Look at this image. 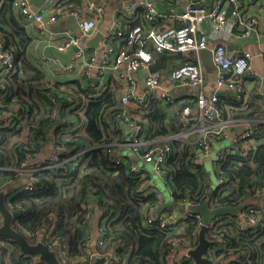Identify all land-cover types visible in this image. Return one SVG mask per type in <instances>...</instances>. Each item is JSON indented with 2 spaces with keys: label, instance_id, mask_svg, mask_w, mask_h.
Segmentation results:
<instances>
[{
  "label": "trees",
  "instance_id": "1",
  "mask_svg": "<svg viewBox=\"0 0 264 264\" xmlns=\"http://www.w3.org/2000/svg\"><path fill=\"white\" fill-rule=\"evenodd\" d=\"M61 3L65 8L80 5L79 0ZM19 18L13 0H1L0 39L3 50L11 54L14 69L0 75V192L5 195V205L12 216V228L28 243L45 244L63 264L79 263L86 242L83 231L96 226L98 236L103 233L106 243L103 250L111 248L115 255L127 256V264H167L164 258L172 249L178 255L196 247L200 226L189 212L185 222L181 217L176 219L183 229L175 233L160 226L159 214L179 212L183 203L199 205L208 201L212 208L242 204L262 208L264 215L261 198L256 196L257 192H264L261 124H257L256 144H248L249 152H254L251 161L238 154L229 155L220 168L212 167L214 183L204 164L194 162L195 136L189 140L190 144L172 142L171 154L159 179L148 171L151 166L147 164L145 178L128 172L124 165L115 167L106 152L123 142L131 131L113 121L122 113L120 90L113 75L108 74L105 89L99 91L97 83L89 81V70L75 73L68 81L50 79L28 60L32 38ZM133 25H141L144 33L148 28L140 16L133 24L124 22L121 26L129 32ZM124 38L118 45L126 46L127 35ZM137 49L136 45L126 47L129 56ZM149 49L154 52L151 71L176 68L187 61L183 60L185 57H190L167 51L156 53L152 46ZM249 81L246 76L234 75L229 78L233 88L219 93L218 105L229 121L264 119V105L256 102L248 91ZM170 105L149 98L143 109L131 107L127 114L135 125L145 128L144 138L151 146H159L162 143L159 140L180 129L184 105H177L172 111ZM239 128L236 123L234 129ZM117 148L123 153L124 163H143L134 158L129 148ZM39 164L50 167L31 171L28 176L27 170ZM19 178L32 180V189L13 187L11 181ZM220 178L233 187L228 194L219 192L220 186L215 183ZM160 186L167 191V199ZM91 195L97 198V203L90 202ZM96 210L100 216L94 221ZM88 215L91 218L86 220ZM225 217L228 216L221 218ZM148 219L152 223H147ZM216 230L226 243L224 249L220 242L216 256L233 257L237 259L234 264H264V226L246 227L240 218L229 217V222ZM209 236L208 231L206 237ZM104 251L96 244L94 252L90 248L89 253L95 258ZM0 264L43 263L37 256L21 253L13 240L0 234ZM185 264L193 263L190 259Z\"/></svg>",
  "mask_w": 264,
  "mask_h": 264
},
{
  "label": "built area",
  "instance_id": "2",
  "mask_svg": "<svg viewBox=\"0 0 264 264\" xmlns=\"http://www.w3.org/2000/svg\"><path fill=\"white\" fill-rule=\"evenodd\" d=\"M60 1L48 0V8L37 11L31 8L28 0H13V6L26 24L37 26L40 30H43L45 26L55 24L59 19L72 16L82 36H92L97 30V24L104 16V2L107 0H80V5L75 8H65L63 5L61 6ZM256 1L214 0L209 8L188 4L182 12L178 14L170 12L167 16V20L171 22L177 20V26H166L162 29L156 24L159 13L151 1L135 2L119 12L122 19L128 21L130 19L131 22L136 16H140L148 24V29L144 33L141 25H133L130 26L129 32L116 29L106 33L103 38L104 44L102 47L107 57L104 64L107 63L108 67L106 65H99L98 67L97 90L105 89L106 79H108L106 73L112 74L120 90V107L122 108V113L117 114L113 121L116 125L126 127L131 131V134L126 136L123 142L116 143V147L109 148L106 152L109 161L115 167L124 165L128 172L139 174L142 178L146 177L147 169L139 167L133 161L124 163L123 153L116 150L117 146V149L129 148L133 152L134 158L150 165L151 171L159 179L164 172L162 166L171 154L172 142L179 140L182 144H190L189 140L194 136L196 137L194 144L197 146L192 150V155L195 163L202 164L204 160L210 158L212 167L218 169L223 160L234 154H238L245 161H251L254 152H249L248 144H256L257 124H261L264 128V119L229 121L228 118H225L223 108L218 105L219 93L221 92L214 90L208 96L205 94V69L199 54L203 50H208L211 53L212 64L216 72L214 75L216 88L224 87L229 91V88H233L232 85H229V78L240 75L249 77V79L252 78L253 80H250H252V83L257 84V90H260V86L264 83V69L262 74H258L254 69L253 63L256 56L248 51L233 54L228 52L226 47V41L230 38L264 37V30L260 29L261 18L249 13V8ZM139 10L142 11V14L137 15ZM203 24L208 26V32L203 30ZM126 35V46L118 45L122 39H125ZM60 36L64 38V42L56 46L57 50L65 51L70 48V45L74 46L76 44L75 39L70 38L67 32L61 33ZM114 41H116L115 44L112 43ZM132 45L138 46V49L133 55L129 56L126 47ZM149 46H152L155 52L167 51L183 55L191 53L192 56L185 57L183 60L187 61L176 68L170 70L162 68L151 71L150 65L153 54ZM3 48L4 45L0 39V75L4 76L12 72L14 66L11 54L4 51ZM78 48L74 57L75 63L69 67L61 65L58 59L43 54L39 60L47 70L55 74L65 73L72 68V73L89 70L95 56L88 54L81 46H78ZM112 56H114L113 61L110 62ZM259 56L264 57V52H261ZM140 69H146L148 74L143 80L142 88L139 90L136 75ZM193 89H197V92H193ZM253 97L256 102L264 105V93L257 91L253 94ZM149 98H157L167 104L172 103L170 105L171 111L175 110L177 105H184L179 119V131L159 140L162 142L159 146H151L152 144L144 138L145 128L135 125L127 115L131 107L143 109ZM236 123L240 124L239 129H234ZM229 137H231L230 144ZM261 139V142H264V133ZM225 143L226 146H223ZM215 147L218 148L217 151H214ZM46 167L50 166L36 165L34 169L27 170L29 172L27 175L29 176L31 171L43 170ZM215 184L220 186L218 189L223 195L228 194L230 188H233L222 178L217 179ZM32 185V180L25 179L21 189L31 190ZM157 196L162 201V196L160 194ZM256 196L261 198V203L264 206V192H257ZM182 206L183 208L179 212L159 214L160 226L166 227L165 230H174L175 233H180L183 225L176 224V219L181 217L185 222L190 212L188 207L191 204L183 203ZM261 209L246 206L241 212L242 220H240L242 224L251 228L263 227L264 215ZM194 216L199 222V226H201L200 216ZM221 217L210 220L207 226V232H210V236L209 238L206 237L209 246L205 257L212 264H234L237 259L230 257L227 258L229 263H225L226 259H221V256L215 254L219 250L218 245L220 242H222L223 248L226 249V243L223 242L224 238L220 236L216 229L217 226L228 223L229 217H225V219ZM90 218L88 215L86 220ZM150 222L152 223L148 219L147 223ZM173 224L175 225L173 226ZM83 232L86 242L83 245L84 257L79 264H93L96 258H104V264H127V256L119 259L115 256H109L108 251L103 250L106 244L103 240V233L99 234L95 244H97L99 250L104 252L96 254L93 258L89 253L91 229L88 230L86 227ZM175 253L176 250L172 249L165 256L164 260L167 264L190 263L187 252H181L178 255ZM84 258L88 261L84 262Z\"/></svg>",
  "mask_w": 264,
  "mask_h": 264
},
{
  "label": "crops",
  "instance_id": "3",
  "mask_svg": "<svg viewBox=\"0 0 264 264\" xmlns=\"http://www.w3.org/2000/svg\"><path fill=\"white\" fill-rule=\"evenodd\" d=\"M31 8L34 11L40 10V9H46L48 8V0H28ZM80 1V0H79ZM144 0H107L104 2V16L97 24V30L93 33L90 37H84L82 36L81 31L76 25V21L74 17L68 16L64 19H59L55 24H50L48 26H45L43 30H40L37 26L26 24L22 19L20 22L24 25V27L27 30V33L32 38V45L27 53L28 60L36 65L39 66L47 75H49L50 79H55L57 81H68L73 78L76 74H72V69L66 71L65 73L55 74L52 71L47 70L45 68L39 58L40 56L47 55L50 57H54L58 59L61 65L65 67H69L72 64L75 63L74 57L76 52L78 51V46H81L82 49L93 56H95L94 62L89 69V81L92 83L97 82L98 78V67L99 65H106L108 67V64L105 63V58H107L104 54L103 49V38L106 33H110L111 31H114L116 29L123 30L124 22H131V20H125L122 19V16L119 15V12L122 11L124 8L128 7L129 5L133 3L142 2ZM151 1L156 11L159 13V17L156 20V22H160L158 25L161 29L166 26L175 27L177 26V20H173L172 22L167 20V16L170 14V12L180 13L184 10V7L188 4L192 5H201L205 8H209L214 0H148ZM61 3V1H60ZM18 13V12H17ZM249 13L256 15L261 18V30H264V0H257L255 4L251 5L249 8ZM139 16H136V18L129 23L132 24L136 19H138ZM27 25V26H26ZM148 27V24H147ZM148 29V28H147ZM203 30L208 32V26L206 24H203ZM67 32L70 38L75 39L76 44L69 49L65 51H59L56 49V46L59 43L64 42V38L60 36L61 33ZM98 40L97 42H94L95 40ZM119 42V41H118ZM117 42V43H118ZM113 44L116 43V41L112 42ZM226 47L228 52L230 53H240L242 51H248L255 55L254 59V69L258 74L263 73L264 69V57L259 56L261 52H264V37L263 36H253L250 38H230L226 41ZM157 53V52H156ZM154 54V52H152ZM113 57H110V62L113 61ZM200 57V56H199ZM201 60V59H200ZM202 62V61H201ZM181 63V62H180ZM179 63V65H180ZM203 65V63H202ZM45 69H44V68ZM203 68L205 69L204 65ZM140 73V72H139ZM215 69L214 67L211 70L205 69V87L210 88L211 91H209V94L214 91V86L211 84L212 81H214V75H215ZM80 74V73H79ZM109 72L106 73V77H109ZM249 79V77H247ZM252 79V78H250ZM249 79V80H250ZM253 80V79H252ZM252 80L248 82L249 88L248 91L253 95L257 91L264 93V83L260 86V90H257V84L252 83ZM88 84V82H87ZM251 89V91H250ZM231 137H229V144L231 142ZM46 153H50V148L47 147ZM24 179L19 178L15 182H12L13 187H19L23 184ZM95 220L99 218L100 213L96 210L95 211ZM97 237V227L94 226L91 230V242H90V248L94 252L95 250V242L98 239ZM95 244V245H94ZM109 256H115L116 258L120 257L118 255H114V250L109 248L108 249ZM123 258L126 256H122Z\"/></svg>",
  "mask_w": 264,
  "mask_h": 264
},
{
  "label": "water",
  "instance_id": "4",
  "mask_svg": "<svg viewBox=\"0 0 264 264\" xmlns=\"http://www.w3.org/2000/svg\"><path fill=\"white\" fill-rule=\"evenodd\" d=\"M99 40V39H98ZM97 39L94 42L98 41ZM200 59L206 70H211L213 68L211 53L208 50H203L199 54ZM140 73L136 75V80L139 84V90L142 88V83L148 71L146 69H140ZM214 86V90H219L220 92H226L224 87L216 88L215 82L211 83ZM193 92H197V89H193ZM210 88H206L205 94L208 96ZM90 202L92 204L97 203V198L94 195L90 196ZM245 208V204L237 205L235 207L225 206L210 208L209 202L204 201L199 205H191L188 207L189 211L194 215H199L201 218V226L198 231V242L195 248L187 251L193 264H212L210 260L205 257L207 247L209 242L206 239L207 226L210 220L221 217H238L242 220L241 212ZM0 217L2 219V225L0 227V234L4 237L13 240L19 247L20 252L28 255H34L38 257V261L43 264H61L58 260L57 255L54 251H51L45 244L41 242H36L35 244H30L28 241L18 232H16L11 226V213L8 211L5 205V195L0 192ZM104 258H96L93 264H104Z\"/></svg>",
  "mask_w": 264,
  "mask_h": 264
},
{
  "label": "rangeland",
  "instance_id": "5",
  "mask_svg": "<svg viewBox=\"0 0 264 264\" xmlns=\"http://www.w3.org/2000/svg\"><path fill=\"white\" fill-rule=\"evenodd\" d=\"M26 26H27V25H26ZM69 47H72V45H70ZM187 54H188V56H192L191 53H187ZM173 106H174V105H173ZM119 143H120V141H119ZM223 146H226V143H225ZM219 149H220V148H219ZM217 150H218V148L215 147V148H214V151H217ZM203 164H204V167H205V169H206V172H208V173L210 174V176H211V180H212L213 183H214V181H215V176H214V173H213V171H212V161H211V159H210V158H207L206 160L203 161ZM138 165H139L140 167H142V168L149 169V166L145 165L144 163H140V162H139ZM149 171H151V169H149ZM153 177H154V179H156V176H155V175H153ZM160 192H164V198L167 199V194H165V193H167V191L165 190L164 186H160ZM180 208L182 209L183 206H180ZM218 208H219V207H218ZM183 252H187V251H183ZM224 262H225V263H229V259H226ZM74 264H79V263L76 261Z\"/></svg>",
  "mask_w": 264,
  "mask_h": 264
}]
</instances>
